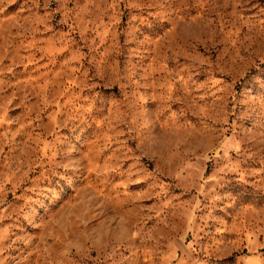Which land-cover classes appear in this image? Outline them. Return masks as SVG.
Wrapping results in <instances>:
<instances>
[{"label": "rangeland", "instance_id": "374dc122", "mask_svg": "<svg viewBox=\"0 0 264 264\" xmlns=\"http://www.w3.org/2000/svg\"><path fill=\"white\" fill-rule=\"evenodd\" d=\"M0 264H264V0H0Z\"/></svg>", "mask_w": 264, "mask_h": 264}]
</instances>
